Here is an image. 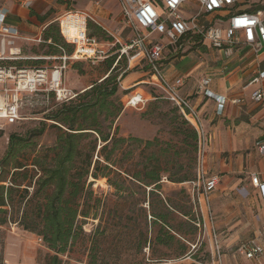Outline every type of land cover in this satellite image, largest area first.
<instances>
[{"label": "rangeland", "instance_id": "rangeland-1", "mask_svg": "<svg viewBox=\"0 0 264 264\" xmlns=\"http://www.w3.org/2000/svg\"><path fill=\"white\" fill-rule=\"evenodd\" d=\"M91 33H96L95 27ZM96 36L100 40L106 38L102 33L96 34ZM63 43L67 42L64 40ZM42 45L29 42V45H25L22 49V54L27 57L49 56V53H46L48 47L46 44ZM68 47L74 50L72 45ZM198 60L192 53L184 57L183 60L174 62V66L180 74H184L194 67ZM125 63H127V58L123 57L107 82L100 83L109 73L104 62L94 64L81 59L69 60L66 84L76 93H82L94 84H98L102 88L117 85L118 91L111 97V101L114 102L115 108L122 110L121 115L115 120L111 129H109L111 119L103 122L101 129L105 133H114L115 128L118 127L119 136H133L145 141L158 137L162 143H165L163 147L168 151V154H174L169 171L190 169L194 173L196 162L191 160L190 143L183 144L182 137L178 135L176 129L180 122V112L170 101L162 97L160 91L143 85L142 91L145 95H148L152 89L160 98L150 100L147 106L141 110L123 107L122 101L126 102L131 96L129 94L131 90L123 88L129 86L125 84L127 80L124 79L129 73L136 72V69H133L125 73L118 81L125 69ZM138 68L139 71H144L141 66ZM81 93L76 104L89 101ZM60 108L61 105L57 102L43 98L40 99V102H26L22 115L28 120L21 121L16 125H5L0 129V165L1 160L6 157L10 149V136L17 135L25 140L23 142L16 141L13 144L16 149L15 157L6 168L0 169L1 178L6 181L3 183L4 185H10L11 175L19 164L26 165L30 170L34 169L38 172L32 166V161L55 144L58 130L53 126L55 122L48 118ZM0 122L4 121L0 120ZM84 124L90 125L91 120ZM40 130L44 132L38 134L37 132ZM91 150L92 145L88 144L87 154H92L94 161L97 157L96 152L93 154ZM216 174L222 173L218 171ZM191 179H194V176ZM161 182L160 197L150 196L149 190L145 192L142 186L137 183H126L124 190L127 191L119 194L117 190L108 185L106 179L93 183L92 201L100 198L101 202L97 217L86 221L88 223L85 225V230L98 241V263L256 264L254 261L246 260L237 252L238 244L253 238L258 228H264L262 214L258 211L256 203L253 202L252 195L248 193L249 188H226L223 183H221L222 186L220 184V189L212 197V213L217 234L215 237L209 227L195 226L197 229L194 233L185 234L189 229L185 223L190 221L188 218H194L196 222L199 220L203 222L204 219L209 220L210 217L206 215L205 211V218L201 216L200 204H197V194L194 199L192 196V185L188 181L187 183H171L166 177ZM29 193H33V187L29 188ZM91 212H95V210L91 209ZM188 212L190 215L185 218L183 214ZM157 213L164 215L165 223L155 218ZM158 235H162L164 242L160 243L157 240ZM38 237L37 234L27 232L17 224L0 227V264H46V257L53 253L46 248L44 241L38 240ZM217 240L220 251L217 249ZM184 246L187 247V251ZM62 259L64 260L63 264H90V258L87 257L78 261L66 255L62 256ZM262 260L261 264H264Z\"/></svg>", "mask_w": 264, "mask_h": 264}, {"label": "built area", "instance_id": "built-area-1", "mask_svg": "<svg viewBox=\"0 0 264 264\" xmlns=\"http://www.w3.org/2000/svg\"><path fill=\"white\" fill-rule=\"evenodd\" d=\"M123 21L132 29L133 37L129 40L121 39L106 30V36L111 41L100 40L95 35H90V21L100 25L92 14L75 11L60 15L55 22L59 25L61 35L67 43L74 47V54L69 55L63 47L59 56L50 57H27L22 54V49L29 42L44 43L42 35L29 39L21 36L16 27L4 23V15H0V129L5 125H16L21 121L28 120L22 115L26 102L49 100L52 96L55 102L62 104L76 100V93L66 84V71L69 60L81 59L94 64L104 62L111 56H116L114 66L127 58V65L123 75L141 66L146 69V84L152 89L161 92L162 97L178 109L191 127L197 132V165L195 169L196 179L190 181L192 185L193 199L197 194V204H200L201 216L205 218L203 203L209 208V197L217 190L220 182L219 176H208L205 172V149L206 136L201 118L186 96L180 92L185 81L182 77L168 79L163 72L165 55H184L191 51L199 50L208 43L211 48L225 49L230 56L232 48L237 45H248L259 54L264 49V0H260L259 7L255 11L240 10L239 4L244 0H119ZM196 3L198 8L189 7ZM30 1L24 3L25 7ZM195 10V12H194ZM220 14L221 22L226 27H221L214 22L208 21L203 24L201 18ZM44 27L42 32L46 30ZM23 42V43H22ZM33 59L51 60L54 64L45 68H19L11 66L14 61ZM143 62V63H142ZM264 72L254 78L249 85L261 83ZM212 80L209 77L201 79L199 92L206 96L213 95L207 90ZM126 89L125 87H123ZM148 95L142 92L131 94L124 102L125 108L141 110L147 106L150 100L158 99L155 92ZM128 96V95H127ZM252 98L257 102L264 100V92L258 89L252 92ZM225 100V99H224ZM232 103L242 105L244 99L232 98ZM224 102V101H223ZM222 107H220V111ZM258 154L264 156V139L256 143ZM250 182L255 187L264 206V181L260 175L254 173ZM196 203V201H193ZM198 213V212H197ZM199 228L209 227L207 219L195 222ZM215 237L217 234L212 230ZM260 237H264V228L260 231ZM40 242L43 239L38 237ZM217 249L219 242L217 240ZM237 252L248 261H261L264 259V244L252 240L237 247ZM220 251V250H219Z\"/></svg>", "mask_w": 264, "mask_h": 264}, {"label": "trees", "instance_id": "trees-1", "mask_svg": "<svg viewBox=\"0 0 264 264\" xmlns=\"http://www.w3.org/2000/svg\"><path fill=\"white\" fill-rule=\"evenodd\" d=\"M90 26L92 24H89V29ZM101 33L106 36L101 28L96 27V33L90 35L96 36ZM43 38L42 46L46 44L48 47L46 53H49V56L45 57L59 56L60 46L69 55L74 54V50L68 47L70 44L63 43L65 39L57 23L47 27ZM111 40L113 39L107 36L103 39V41ZM116 59V56H111L104 61L109 73L100 83L107 82L118 68L122 60L114 66ZM53 64L51 60L33 58L9 63L11 66L27 69L51 67ZM126 65L127 63L124 65L125 68ZM117 91V85L102 88L94 84L88 90L78 92L76 100L60 104L61 108L48 118L55 122L53 126L58 130L56 142L53 147L48 148L32 161V166L38 172L19 164L11 175L10 185H4L6 181L1 178L0 170V227L17 224L25 231L37 234L43 239L46 248L53 253L46 257V264H63L62 256L66 255L78 261L87 257L90 258V264H102V262L98 263L97 259L98 241L85 230V225L88 223L86 221L95 219L100 207V198L92 201L94 195L92 186L95 181L106 179L108 185L117 190L118 194L127 191L124 190L126 183H137L145 192L149 190L150 196L160 197L161 181L164 177L171 183H187L196 179V173H192L190 169L169 171L174 154H168L163 147L165 143H162L158 137L145 141L133 136H119L118 127L115 128L114 133H105L101 129L102 123L108 119H111L109 126L111 129L115 120L121 115L122 110L115 108L114 102L111 101V97ZM80 93L89 101L76 104ZM49 100L55 101L52 96ZM122 103L124 107V101ZM176 110L178 111L177 108ZM179 118L180 122L176 129L178 135L182 137L181 142L190 143L191 160L196 162V169L197 132L181 114ZM81 120L83 122H80ZM88 120H91V124L86 126L84 122ZM43 132L40 130L37 133ZM16 141L25 140L17 135L10 136V149L6 157L1 160L0 169L6 168L15 157L16 149L13 144ZM88 144L92 145V153L96 152L97 157L94 161L92 154H87ZM193 176L194 179H191ZM32 187L31 194L29 188ZM91 209L95 212H91ZM189 215V212L183 214L185 218ZM155 218L164 223L166 221L161 213H157ZM188 219L190 221L185 222L189 226L186 235L194 233L197 229L194 225L196 219ZM157 240L160 243L164 242L162 235H158ZM184 247L186 250L187 247Z\"/></svg>", "mask_w": 264, "mask_h": 264}, {"label": "crops", "instance_id": "crops-1", "mask_svg": "<svg viewBox=\"0 0 264 264\" xmlns=\"http://www.w3.org/2000/svg\"><path fill=\"white\" fill-rule=\"evenodd\" d=\"M26 1L28 0H0V15H4V23L16 27L25 39L43 35L44 27L55 24L60 15L75 11L92 14L100 23L98 25L90 21V34L93 27H99L105 35L107 30L121 39L129 40L133 37L132 29L123 21L119 0H29L30 5L25 7ZM259 4L260 0H244L239 4V9L253 12ZM188 6L196 10L198 8L196 3ZM220 16L213 14L201 18L200 22L205 24L214 20L219 26L226 27ZM192 53L199 59L197 64L188 72L180 74L174 62L183 60ZM163 66V72L168 79L182 77L185 81L180 92L189 98L198 111L206 136L205 172L209 177H220L217 190L209 197V208L203 203L206 215L210 216L207 220L210 232L216 231L212 197L220 189L221 183L226 188H249L248 193L252 195L264 221L263 203L258 190L250 182L254 173L260 175L264 181V156L261 157L256 149L257 141L264 139V100L257 102L252 98V92L258 89L264 92V78L261 83L249 85L264 72V49L257 54L248 45H237L232 48L229 56L225 49H213L205 43L199 50L194 49L184 55H165ZM143 70L136 68V72L129 73L124 79L127 80L125 84L129 85L125 88L131 90L130 95L142 92L147 79L146 71ZM206 77L212 80L207 90L213 98L198 90L201 79ZM232 98H242L244 103L235 105ZM218 171L222 173L221 176L216 174ZM260 230L258 228L253 238L241 244L252 240L264 244ZM254 263L261 264V261Z\"/></svg>", "mask_w": 264, "mask_h": 264}]
</instances>
